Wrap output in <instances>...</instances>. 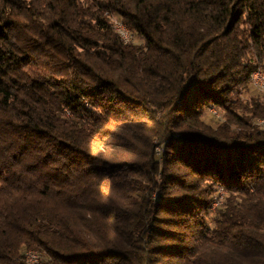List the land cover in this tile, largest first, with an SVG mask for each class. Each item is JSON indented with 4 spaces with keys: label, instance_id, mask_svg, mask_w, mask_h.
<instances>
[{
    "label": "trees",
    "instance_id": "1",
    "mask_svg": "<svg viewBox=\"0 0 264 264\" xmlns=\"http://www.w3.org/2000/svg\"><path fill=\"white\" fill-rule=\"evenodd\" d=\"M257 69L264 0H0V264H264Z\"/></svg>",
    "mask_w": 264,
    "mask_h": 264
},
{
    "label": "bare ground",
    "instance_id": "2",
    "mask_svg": "<svg viewBox=\"0 0 264 264\" xmlns=\"http://www.w3.org/2000/svg\"><path fill=\"white\" fill-rule=\"evenodd\" d=\"M113 21H114V29L116 31V33L118 34V36H125V33L128 34V39H134L133 34L129 31V29L127 28V26L124 24V28L121 26V21L116 19L115 17H113ZM124 43H128L131 42L133 40H121ZM260 70L262 76H264V70L262 69H257L255 70L252 75H251V81L253 83V85L259 89H264V82L263 81H258V79L256 78V73H258V71ZM261 123H263V121H260ZM27 254H25V260L28 264H34L35 262L38 261L40 254L37 251L34 250H28L26 251Z\"/></svg>",
    "mask_w": 264,
    "mask_h": 264
},
{
    "label": "rangeland",
    "instance_id": "3",
    "mask_svg": "<svg viewBox=\"0 0 264 264\" xmlns=\"http://www.w3.org/2000/svg\"><path fill=\"white\" fill-rule=\"evenodd\" d=\"M134 41L136 42L137 39L134 38ZM120 119H122V117H120ZM115 125H116V123H115V124H112L114 130H115ZM112 130H113V129H112ZM111 132H113V131H111ZM98 142H99V138H98L97 136H93V139H92V153H93L94 155L96 154V150H97ZM107 142H111V141H107ZM101 148H102L104 154H107L109 151H111V149H109V148H107V147H105V146H104V147L102 146ZM159 150H160L159 147H156L157 154H158V151H159ZM126 156H127V154H126ZM99 186L103 188V187H106L107 184H105L104 182L102 183V180H101V183L99 184ZM224 193H225V192H224L223 190H220V191H219V194H220L219 196H220V198L218 199V201L216 200V203H214V206H216V205L218 204V202L221 201V199H222Z\"/></svg>",
    "mask_w": 264,
    "mask_h": 264
},
{
    "label": "built area",
    "instance_id": "4",
    "mask_svg": "<svg viewBox=\"0 0 264 264\" xmlns=\"http://www.w3.org/2000/svg\"><path fill=\"white\" fill-rule=\"evenodd\" d=\"M121 26L124 28V24L123 22H121ZM121 40H133V39H128V34L125 33V36H119ZM256 78L258 79V81H263L264 82V76H262L260 70L258 71V73H256ZM27 254V253H25Z\"/></svg>",
    "mask_w": 264,
    "mask_h": 264
}]
</instances>
